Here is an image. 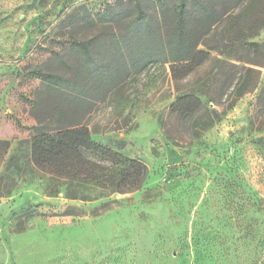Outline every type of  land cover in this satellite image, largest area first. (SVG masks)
Segmentation results:
<instances>
[{
    "label": "rangeland",
    "instance_id": "1",
    "mask_svg": "<svg viewBox=\"0 0 264 264\" xmlns=\"http://www.w3.org/2000/svg\"><path fill=\"white\" fill-rule=\"evenodd\" d=\"M113 1L0 0V264H264V10L232 35L259 54L234 42L181 79L152 64L93 103L83 124L147 166L139 189L112 193L32 162L33 126L67 124L75 111L65 102L64 119L52 118L56 98L36 72L68 78L56 55L77 67L72 41L121 33L86 21ZM183 94L200 110L171 112Z\"/></svg>",
    "mask_w": 264,
    "mask_h": 264
},
{
    "label": "trees",
    "instance_id": "2",
    "mask_svg": "<svg viewBox=\"0 0 264 264\" xmlns=\"http://www.w3.org/2000/svg\"><path fill=\"white\" fill-rule=\"evenodd\" d=\"M178 1L171 6L162 0L107 3L86 21L91 25L120 23L121 33L72 41L70 48L80 55L77 67L67 65L56 55L61 65L69 69L68 78L36 72L56 98L50 108L52 118L64 119L65 102L75 106L67 124L33 126L30 153L38 168L67 178L91 181L112 193L139 189L148 174L147 166L94 140L83 124L93 103L116 86L120 78L139 74L152 64L170 63L172 78L181 79L207 61L210 50L229 53L234 42L259 54L257 42L245 41L240 36L232 39V35L241 33L253 12L264 10V0ZM146 6L155 10L154 18L145 11ZM235 8H238L237 13L230 14ZM220 20L226 25L218 30ZM207 33L215 36L213 45L196 48L199 39ZM95 84L100 88L97 92ZM201 105L198 96L183 94L170 104V110L187 117L200 110Z\"/></svg>",
    "mask_w": 264,
    "mask_h": 264
}]
</instances>
